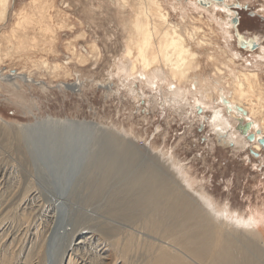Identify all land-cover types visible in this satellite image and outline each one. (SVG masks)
<instances>
[{"label":"bare ground","instance_id":"bare-ground-1","mask_svg":"<svg viewBox=\"0 0 264 264\" xmlns=\"http://www.w3.org/2000/svg\"><path fill=\"white\" fill-rule=\"evenodd\" d=\"M16 2L0 0V26L10 22L0 30V93L19 104L25 87L36 83L33 76H69L71 67L82 70L100 61L101 43L117 42L105 69L108 78L131 93L140 86L153 97V108L163 100L189 122L205 112L202 127L206 121L237 158L249 147L264 166L259 144L264 139V45L249 59L234 51L227 6L219 8L216 0H24L15 8ZM260 13L264 16V10ZM61 44L67 62L58 55ZM37 120L52 126L78 122L52 116ZM0 124L17 136L26 128L1 118ZM246 126L244 135L240 128ZM127 134L106 136L109 146H117L116 156L98 159L101 178L88 198L100 201L111 193L107 212L126 223L115 229L121 236L112 260L103 247L98 250V239L94 244L92 235L78 234L61 254V264H107L116 258L130 264L131 257L142 264H264V202L239 212L210 196L174 154L155 151L150 143L148 151H139ZM87 251L93 254L88 260Z\"/></svg>","mask_w":264,"mask_h":264},{"label":"rangeland","instance_id":"rangeland-1","mask_svg":"<svg viewBox=\"0 0 264 264\" xmlns=\"http://www.w3.org/2000/svg\"><path fill=\"white\" fill-rule=\"evenodd\" d=\"M20 1L24 0H18L15 8ZM216 1L222 4L219 8L227 6L231 12L228 25L234 51L242 59H249L256 47L264 45V16L260 13L264 10V0ZM103 16L98 19L105 23ZM234 17L238 18L236 25L232 22ZM103 22L102 26L108 23ZM9 25L10 22L0 26V30H6ZM115 43L105 46L101 43L100 61L96 65L88 63L82 70L71 67L69 76L56 80L47 75L33 76L36 83L33 88L25 87V99L19 100V104L15 98L0 93V118L9 125L19 123L28 128L17 136L0 124V264L5 259L7 264H61L62 253L78 234L86 238L92 235L94 244L98 239V250L103 247L105 255L112 260L113 245L121 236V231L115 229L124 222L107 212L111 193L100 201L88 200L101 178L96 171L98 161L116 156L117 146L108 145L112 140L107 137L112 134L126 137L130 131L128 137L139 151L149 150L150 143L155 151L174 154L210 196L228 202L239 212H244L249 204L264 202L262 156L252 154L248 147L237 158L208 130L206 121L202 127L201 116L205 112L197 115L196 122H189L187 118L181 119L179 112L169 111L163 100L157 99L153 108L150 100L153 97L150 92L142 93L140 86L132 93L121 88L119 81L108 78L105 70L118 50ZM58 51L67 62L62 44ZM60 83L65 86L60 88ZM46 116L73 118L80 126L37 123L38 117L41 120ZM88 125L90 129L86 131ZM102 151L104 155L100 154ZM110 230L116 231V235ZM89 253L85 256L87 260L93 255ZM131 258L130 264H142L140 259ZM107 264H123V261L116 258Z\"/></svg>","mask_w":264,"mask_h":264},{"label":"water","instance_id":"water-1","mask_svg":"<svg viewBox=\"0 0 264 264\" xmlns=\"http://www.w3.org/2000/svg\"><path fill=\"white\" fill-rule=\"evenodd\" d=\"M240 129H241L240 132L243 133V134L245 135V134H246V131H247L249 128H248V126H246V127H244L243 129H242V128H240ZM247 139H248V141L251 142V141H253V136H250V135L248 136V135H247ZM259 144H260L261 146H264V139H260V140H259Z\"/></svg>","mask_w":264,"mask_h":264},{"label":"flooded vegetation","instance_id":"flooded-vegetation-1","mask_svg":"<svg viewBox=\"0 0 264 264\" xmlns=\"http://www.w3.org/2000/svg\"><path fill=\"white\" fill-rule=\"evenodd\" d=\"M232 22H233L234 25H236V23L238 22V18H237V17H236V18L234 17L233 20H232ZM259 47H260V46H258V47H256V48L258 49ZM257 49H256V50H257ZM256 50H255V51H256ZM253 52H254V51H253Z\"/></svg>","mask_w":264,"mask_h":264},{"label":"snow or ice","instance_id":"snow-or-ice-1","mask_svg":"<svg viewBox=\"0 0 264 264\" xmlns=\"http://www.w3.org/2000/svg\"><path fill=\"white\" fill-rule=\"evenodd\" d=\"M221 2H222V0H221Z\"/></svg>","mask_w":264,"mask_h":264}]
</instances>
